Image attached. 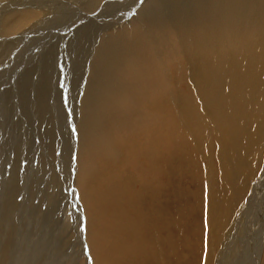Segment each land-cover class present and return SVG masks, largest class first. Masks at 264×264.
I'll return each instance as SVG.
<instances>
[{"label":"rangeland","instance_id":"374dc122","mask_svg":"<svg viewBox=\"0 0 264 264\" xmlns=\"http://www.w3.org/2000/svg\"><path fill=\"white\" fill-rule=\"evenodd\" d=\"M106 1L0 0V79L2 78L0 80V264H98L93 259L87 244V217L95 225L101 226L104 223V228L110 232L106 231L105 240L115 235L114 233L120 232L123 233L120 239L124 240L125 236L127 247L134 245L133 249L129 247L122 252H113L116 254L114 256H119L116 258L117 262L113 264H144V262L147 264L149 258L154 261L153 263L160 262L159 264H163L165 259L167 261L171 259L167 264L181 262L183 264H262L264 261L262 256L264 254V112H261L263 120L261 117L258 131L254 130V125L246 133L251 134L253 130L255 131L253 143H249L247 147L244 144L246 142L243 143L241 140L238 147L235 146L236 149L239 147L240 149L231 152L232 160L224 155L218 158L220 150L213 138L209 142L207 138H203L200 142L185 143L181 140L176 143L174 128L169 130L168 148L171 149L169 154H166L165 151H161L167 145L163 142L165 140L162 132H159L162 134H160L162 144L148 143L152 146L148 149L149 157L139 159L135 157L133 161L136 159L143 166L144 160L155 159L159 166L161 165L159 177L155 175L158 180L161 179L160 183L155 180L156 185L147 183L144 189L141 185L135 190L132 189L133 193L130 195L134 194L135 197L128 196L126 204L124 199L120 200L123 197V194H120L125 190L118 194V190L112 184L104 186L102 182L100 183V179L96 178L97 183L101 184L99 185L101 190L111 192L116 196V203L121 204L122 212L118 215L114 213L111 217L107 211V219L110 216L108 222L95 208L96 203L102 205L100 201L103 200L102 192L101 194L96 192V198L89 193L91 199L82 196L86 188L85 178L92 166L87 161L91 160L90 157L94 155L96 148L100 149L91 143L89 145L92 147L85 148L83 142L87 138L84 139V133L80 129L85 115L81 111L88 100L85 96L89 95V89H98L103 84L100 77H94L95 82L101 83L98 86L93 84V78H90L92 67L90 64L96 57L95 53L101 50L107 38L118 37L120 32L125 33L122 32L124 29L127 33H133L135 23L140 22L139 26L141 23L142 25L148 23L147 16L152 20L155 17V20L159 21L176 17L175 8L173 10L169 6L166 11L160 6L162 0H145L147 3L144 2L142 5L139 0H111L110 5L102 8ZM185 1L179 0V3ZM173 3L178 4L176 1ZM173 3L171 5H175ZM81 5L82 7L79 8ZM8 8L10 9L7 10ZM141 10L149 14L146 12L147 16L139 19L138 13ZM157 11L159 14L156 13ZM9 15L13 17L9 18ZM6 18L12 20L8 24L11 29L3 25ZM11 23L13 25H10ZM32 27L34 30H28ZM163 37L165 40L160 36L159 40L151 44L156 49L155 52L158 51L156 59V55L153 54L154 57L146 62L145 73L137 75L132 80L153 79L160 76L167 83L177 81L178 92L182 90L187 94L189 88L185 79L188 68L181 54L178 53H181V49L183 52L185 47L176 44L175 47L170 35V42L166 41L168 37ZM187 49L190 50L189 47ZM184 71L186 74L181 75L180 72ZM117 75L119 74L116 73L115 76ZM115 80L117 81L116 77ZM121 83L128 84L126 81L124 83V80H121ZM149 85L133 88V94L151 98ZM126 99L127 102L124 98L113 105L114 111L117 109L115 113L120 116L128 111L129 98ZM138 112L137 119L143 118L141 121L144 122L145 113L140 110ZM73 128L76 129L75 133L72 131ZM115 146L116 154L120 158L123 147L116 144ZM209 149L212 150L210 153H208ZM84 153H88L89 156ZM158 154L160 157L162 155L164 164L159 161ZM224 158L227 160H223ZM129 173L138 176V173L132 169H129ZM162 176L165 178L163 179ZM160 185L161 191H157ZM145 190L154 191L156 205L152 204ZM123 208L124 210L127 208L125 212ZM146 210L147 212L144 213ZM120 216L125 218V222L131 221L136 228L131 227V222L125 224L121 222L122 220H117ZM135 216H139V219ZM216 216L215 226L218 227L215 228L211 222ZM111 218L115 220V224L110 223ZM156 220L157 225L158 222L165 223V228L168 222L170 233L168 231L162 235L159 233L160 236L159 226L155 224ZM124 228L128 230L124 231ZM146 238L150 243L152 241L151 245L148 242L146 244L148 241ZM133 239L135 241L139 239L136 244L141 245H136ZM187 239L193 241L188 242ZM128 242L131 243L128 245ZM171 247L173 250L170 249Z\"/></svg>","mask_w":264,"mask_h":264},{"label":"bare ground","instance_id":"6f19581e","mask_svg":"<svg viewBox=\"0 0 264 264\" xmlns=\"http://www.w3.org/2000/svg\"><path fill=\"white\" fill-rule=\"evenodd\" d=\"M174 1L178 2V4L173 3ZM110 2L111 0H107L105 3H103L104 5L102 6V8L107 5H110L109 4ZM172 3L177 6L171 5ZM149 4L151 5L150 2ZM30 5H33V4H30ZM160 6L164 7V10L166 11L168 10L169 6H170V9L175 8V10L174 9L173 10H174L176 17L170 16L171 18H167V19L165 18L166 21L165 20H162V21L155 20L156 19L155 17L152 20L150 17L146 15L147 11L144 12L143 10H141V12L138 13L140 15L139 19H142V17L147 16L146 18H148V23L145 22V24L143 23V25L141 23L140 26L138 25L140 22L135 23V26L133 25L135 27L134 30H132L134 31L133 33L132 32L127 33V30L124 29L122 30V32L125 31V33L120 32L118 37L115 36L109 39L107 38V40L104 41L101 50L99 49L97 51L98 54L95 53L96 57L94 61L90 64L92 65V67L90 68V75H91L90 78H93V81H94L95 76L97 78L100 77L102 78L101 82L103 84L97 81L98 80L97 79L96 80L97 82L94 81L93 84L95 83L98 86L100 83L101 86L98 89L97 88L89 89L90 93H88L89 94L87 95L88 97L85 96L86 99L88 98V100L86 101V103H84L85 107L83 111H81L82 114H85V115H84V120L81 123L82 125L80 129L84 133V139L85 137L87 138V140L83 142L85 148L86 146H88L87 148H89V147H92V145L93 146L97 145L96 147L100 149L97 150V148L95 147L96 149H95L94 155L90 157L91 159V160L89 159L90 161H87V163H90L89 165H92V166L88 172V176L85 178L86 185L84 187H86L85 188L86 190L84 189L83 193L82 192L81 193H82V196L86 198L87 197L90 198L91 195L94 198H96L95 193L98 192L99 194H101L102 192L103 200H100L102 205L99 206L96 203L95 208H97L98 211H100L99 212L100 215L105 217L106 219H107L106 217L107 211H109V214L111 215V217L112 215H114V213L117 215L121 213L122 212L120 208L121 204L118 205L116 203V196L112 195L111 192H108V191L106 192V190H104L105 192H103L101 190L99 186L101 184L97 183L96 178L100 179V183L102 182L104 186L107 184H110V185L112 184L118 190V194L121 191L125 190L121 192L120 194V195L123 194L122 199L119 198L122 201L124 199V202L127 199H129L128 196L132 195L133 197H135L134 194L130 195V193H133L132 189L135 190L139 185L143 186L142 189H144L147 183L155 184L154 181L158 180L157 178L159 177L158 175L160 174L159 170H160L161 165L159 166V163H157L155 159H153V160H144V163H143L144 167H143L141 164H139L140 161L136 159L133 161V159L135 157L138 159L149 157L148 149L149 147H152L149 144L150 143L153 144L154 142L158 143L159 145L162 144L160 142L162 134L165 140L163 142H165L167 146L165 148L162 147L163 149L162 148L160 149H162L161 151H165L166 154L167 153L169 154V151L171 149V147L168 148V146L170 145L168 144L170 128H174L176 130V134H175V137L177 139L175 140L176 143L178 141L180 142L181 140L187 143L188 141L200 142L201 140L203 141V138L205 139L207 138L206 140L208 142L212 138L215 139V141L218 143L219 150H220L218 158L220 159L224 155L227 159H229L230 157L232 160L233 156L231 155V152H234L235 150L240 149V147L236 149L235 146L238 147V144H240V141L242 140V142L243 141L246 142V143L244 142L243 143L245 144V146L248 147L249 143H253L252 141L254 140V137H255V131L257 132L261 126V119H260L262 117L261 112H264V0H186L183 3L182 2L179 3V0H162V5ZM178 6H179V9H177ZM80 7H82V5L79 6V8ZM9 9L10 8H8L7 10ZM154 10L156 11V9ZM149 11H151V9ZM158 11H159V8H158ZM158 11L156 13H158ZM28 12H30V10ZM164 13L163 15L166 16L165 15L166 13L165 14ZM14 14L15 13H13V15ZM13 15L12 16L9 15V18L13 17ZM10 21L12 20L7 19L3 21L4 23L3 25L7 27ZM13 23H11L10 25H13ZM22 25L23 24H21V26ZM16 26L14 27L16 28ZM5 30L7 29L5 28ZM28 30L32 31L34 29L32 27L31 29H28ZM162 35L165 37H168L166 41L170 42V38L172 37L171 42L174 43V45L176 44L177 46L182 47V48L185 47L183 52L181 49V53L180 52L178 53L181 54L182 59L184 62H186V65H187L186 67L188 68L187 70V68L184 66V63H183V66L186 68L188 73L186 74L185 71L180 72V73L181 75H183V73L186 74L187 79L185 78L183 79H185L186 81L185 83L188 84V88H189L188 91L190 92L188 93L187 91V94L189 95L183 93L182 90L181 92H178L179 84L177 85L176 80H175L176 81L175 83H173V81L167 83L163 79H161L160 76L159 78H153V79L132 80L133 78L135 79L137 75H142L145 73V68L147 64L146 62L150 61L152 56L154 57V55H156L158 52V51L155 52L156 49H154V47L151 46V44L159 40L160 36L163 38V40H165V38ZM169 35L171 37H169ZM101 45H102V42H101ZM147 46H150V48H148ZM179 47H178V50H179ZM187 47H189L190 50H188ZM159 53L161 54V52ZM157 56L158 55L155 56V59ZM190 62L193 63V65ZM116 73H118L119 75L115 76ZM130 73L132 75H128ZM115 77L117 78V81L115 80ZM219 77L221 78L219 79ZM121 80H124V83L125 81L128 82V84L125 83L123 85L121 83ZM178 80H179V77H178ZM179 83H181V81ZM126 85H128V87ZM146 85H149L148 87H151V90H150L152 93L151 98H148V97L144 98L140 95L133 94L134 93L133 88L145 87ZM126 97L129 98V102L127 105L128 111L124 114H121L120 116V114L118 115L117 113H115L117 109L114 111L115 106L113 107V105L118 104V102H120L121 99H124V98L127 102ZM92 98H94L95 100L97 99V100L93 101ZM139 110L145 113L146 118L144 122L141 121L143 118L142 119L139 118V120L137 119ZM262 120H263V117H262ZM254 125H255L254 127L255 131L253 130L251 134L249 133L250 135L246 134L248 133V131H250V128ZM159 132H162V134ZM225 141L228 143L226 144ZM89 143H91L92 145L90 146ZM115 144L123 147V152L120 158L116 154ZM102 148L108 151L105 152ZM244 149H246V147ZM86 150L88 151L89 149H86ZM211 151L212 150L209 149L208 153H210ZM84 154L87 155L88 153H84ZM163 156L164 158L166 157L165 154ZM227 159L224 158L223 160H227ZM159 161L163 162L164 164L162 155L159 158ZM225 163L226 165L228 164L227 161H225ZM129 169H132L133 171L137 172L138 176L135 173H134L135 175L130 174ZM80 174H83V173L81 172ZM155 175H157L158 177L157 176L155 177ZM164 178L165 177H163V179ZM77 179H80V178L77 177ZM160 180H158V182ZM170 180H172V178ZM165 182L168 183L167 181H164V183ZM161 185H160V188L157 187V191L161 189L162 187ZM162 190H164V188ZM165 190H168V189H165ZM141 192H143V190ZM88 193L91 195H89ZM105 193H107V195H105ZM145 193L147 194V197L150 198V200H152V204L156 205L157 203L155 201L154 191L145 190ZM168 193H170L169 190H168ZM138 197L139 196H137V198ZM211 201H212V198L210 200V204H211ZM126 204H127V201H126ZM130 204H128V206ZM126 209L124 210L123 208L124 212L126 211ZM145 212H147V210L144 211V213ZM121 217L122 216H120V218L117 217V220L120 219L122 220L121 222H124L125 224L128 222L130 224L131 221L129 222L128 220L127 222H125L126 221L124 220L125 218L123 219V217L122 218ZM135 217L138 218L139 216H135ZM213 218L214 220L211 222V224L214 225V227L216 228L218 227V226H215V222H216L215 219H217V216ZM108 219H107V222H108ZM88 220H89V223H88ZM110 220L109 221L111 224H115V220L113 218H111ZM155 222H156L155 224L157 225V220ZM162 222H158L159 224L157 225L159 226L158 234L160 233L161 235L162 233L167 232L168 227H169L167 224L168 222L166 223V226H167L166 228L164 226L165 223H162ZM102 224L103 225L101 226L97 224L95 225L93 224L92 220L89 217H87L86 228H87L88 248L89 250H91L93 259L97 261L98 264H113V262H117L116 258L119 257V256H114L116 254H114L113 252H117V251L122 252L123 249H127L129 247H130L129 249H133L134 245L127 247V243H126L127 240H125V236H124V240L120 239L121 234H123V233L120 234V232L114 233L115 235H112L109 239H106L107 240L106 241L104 237H105L106 231L108 230L104 228V223ZM116 224H118V222H116ZM132 226L134 228V225H132V222H131V227ZM124 227L126 228V226ZM125 228H124V231L128 230V229L125 230ZM132 231H135V230H132ZM173 231L177 233V231L175 230ZM116 238H119V239H116ZM138 240L136 241L134 240L135 244ZM189 240L191 239H187L188 242ZM144 242H141V243H144ZM147 242L150 243L149 240L146 241V244ZM129 243L131 242H128V245ZM151 243L149 245H151ZM154 244H156V242ZM167 246H168V242H167ZM11 249H14V248H11ZM11 249L9 251H11ZM170 249L173 250L172 247ZM154 253L155 252H153V254ZM182 256H183V252H182ZM262 256H264V254ZM154 257H155V254H154ZM158 260L160 259L158 258ZM177 260L179 261V259ZM177 260H174V261H177ZM95 261H92V262H95ZM169 261H171V259L168 261L167 259H165L163 261V264H167L169 263ZM180 261H182V259ZM153 262H152V259L149 258L147 264H159L160 263V262L158 263H153ZM179 264H183V263L181 262Z\"/></svg>","mask_w":264,"mask_h":264},{"label":"snow or ice","instance_id":"6c2138e0","mask_svg":"<svg viewBox=\"0 0 264 264\" xmlns=\"http://www.w3.org/2000/svg\"><path fill=\"white\" fill-rule=\"evenodd\" d=\"M145 2V0H139V3L142 5ZM133 14L135 15V10L133 11ZM72 131L75 133L76 129L73 128Z\"/></svg>","mask_w":264,"mask_h":264}]
</instances>
